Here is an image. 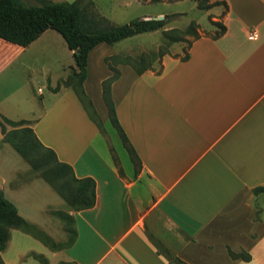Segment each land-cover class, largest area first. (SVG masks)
Listing matches in <instances>:
<instances>
[{
    "label": "crops",
    "instance_id": "0c3cea01",
    "mask_svg": "<svg viewBox=\"0 0 264 264\" xmlns=\"http://www.w3.org/2000/svg\"><path fill=\"white\" fill-rule=\"evenodd\" d=\"M221 1L225 34L194 41L188 60L168 56L161 74L121 67L112 99L141 160L137 175L95 143L100 132L71 89L40 103L29 96L33 116L13 120L30 121L78 178L96 182L93 208L74 211L64 200L58 210L48 208H67L76 232L71 244L55 215L32 221L22 213L56 244L39 255L48 264H264V193L254 192L264 187V0ZM45 33L27 48L0 39V101L8 70H18ZM110 47L100 44L89 60ZM69 75L50 77L49 87ZM109 76L88 88V70L85 91L102 100Z\"/></svg>",
    "mask_w": 264,
    "mask_h": 264
},
{
    "label": "rangeland",
    "instance_id": "374dc122",
    "mask_svg": "<svg viewBox=\"0 0 264 264\" xmlns=\"http://www.w3.org/2000/svg\"><path fill=\"white\" fill-rule=\"evenodd\" d=\"M22 1L27 4H36L39 2V0ZM53 1L73 2L75 0ZM92 1L97 12L108 20L107 23H100V28H105L110 25H123L136 18H159L160 16L173 13H185V15L172 21L159 31L141 34L122 41L111 46L107 51L98 49L97 53H94L88 62V88L99 86L98 78L100 76L112 74L104 62V55L106 57L118 55L121 58L125 56L137 57L151 51L157 52L163 48L164 50L167 49L166 51L170 55L164 56L162 62L168 56L174 60H182L188 53V44L194 41V37L191 35H180V38L184 40L183 42H171L169 39L171 35L168 33L175 29L186 30L192 22H196L200 25V37L213 38L219 30L213 22H219L220 13L226 10L221 0H207L201 4H199V0H160L158 2H154L153 0ZM216 3L218 5H214ZM22 61L23 64L18 70H8L5 89L6 98L2 96L0 101V119L1 116L12 120L32 117L33 115L30 114L31 99L29 96L33 97L38 103L41 102L42 97H50L51 91L48 79L52 77V80L56 81L61 77H66L69 72V76H72V71L75 68L72 52L68 49L64 39L53 30H48L40 41L32 45L24 55ZM113 62L110 61V63ZM153 66V72L156 74H161L164 71V65H162L161 69L157 61H155ZM121 67L122 65L118 66L120 70ZM59 83L61 84V88H65L63 80ZM39 89H42L43 93H40ZM90 92L91 94L88 92L86 94L93 102L102 126L101 131L93 122L100 132L95 143L101 144L105 148V151L107 146L108 155L116 156L118 165H122L124 170L129 174L133 170V166L135 170L137 167L132 162L131 156L125 148L124 138L111 122L103 99L99 100L94 90L90 89ZM5 128L7 131L13 129L8 124H5ZM58 133L61 132L59 131ZM57 142L59 143L58 139ZM0 191H3L6 197L14 202L21 216L22 213H25L34 221L41 218L54 217L55 215L54 218L62 222V229L66 233V241L69 242L73 238V224L68 222L65 216L67 205L64 207V210L55 212V214L49 212L48 208L58 210V202H63V199L38 173L32 171L27 162L11 145L5 142L1 129ZM26 220L32 225L29 219L26 218ZM35 227H28L25 229L27 232L16 229L11 230L7 248L2 253L3 259L8 264H48L39 255L47 257L48 248L54 249L52 247L53 241L52 239L47 241L44 233H40L43 230L36 225ZM35 236H38L40 240Z\"/></svg>",
    "mask_w": 264,
    "mask_h": 264
},
{
    "label": "trees",
    "instance_id": "16d2710c",
    "mask_svg": "<svg viewBox=\"0 0 264 264\" xmlns=\"http://www.w3.org/2000/svg\"><path fill=\"white\" fill-rule=\"evenodd\" d=\"M158 2L160 0H153ZM207 0H199V4ZM219 4V2H217ZM214 5H218V4ZM223 4L227 8L226 2ZM185 13H173L160 16L159 18H136L123 25H110L100 28V23H107V18L100 15L92 0H75L73 2H54L52 0H39L36 4H27L22 0H0V39L22 48L29 47L38 40L46 31L53 30L57 32L65 41L68 49L72 52L75 62V68L72 76L63 80L65 88H71L89 119L94 122L102 131V126L98 114L84 89V82L88 77V61L92 50L100 44L113 46L122 41L134 38L141 34H148L159 31L172 21L182 17ZM218 27V32L211 38L216 40L223 36L226 27L220 22H213ZM200 25L192 22L186 30H171V42H183L180 35H191L194 41L200 39ZM188 44L189 48L192 43ZM167 50V49H166ZM166 50L159 49L157 52L151 51L141 54L137 57L118 55L108 56L104 59L112 74L105 79L102 86V99L113 125L119 130L124 138V145L132 162L136 165V174L138 167L141 166V160L130 145L124 131L122 130L116 112L115 103L112 99V86L121 79L122 72L118 68L120 65L131 67L137 75H142L147 71H154V63L157 61L162 69V60L164 56L170 55ZM189 59V54L182 59ZM110 61H114L110 63ZM61 89V84L55 88L50 87L51 92L57 93ZM5 124L12 126V130L7 131ZM31 122L27 120L13 121L1 116L0 129L7 144L27 162L32 171L49 184L54 191L64 200L67 207L74 211H83L93 208L96 205V182L93 178H78L72 166L61 162L56 152L46 147L37 137L35 131L30 126ZM114 162L118 165L116 156L112 155ZM123 175L122 169L119 168ZM255 193H264V187L254 190ZM70 223L73 220L66 216ZM28 227L36 228L28 223L18 211L17 206L9 200L3 191H0V264H5L2 259V253L7 248L10 240V232L13 229L22 230ZM44 233V232H40ZM47 241L51 238L44 233ZM40 237V235H39ZM76 237L75 230L73 238L68 244H71ZM40 239V238H39ZM53 241V240H52ZM52 247L56 248L54 241ZM241 258L250 261V255L240 254ZM175 264H187L179 258L173 259Z\"/></svg>",
    "mask_w": 264,
    "mask_h": 264
},
{
    "label": "water",
    "instance_id": "95a60500",
    "mask_svg": "<svg viewBox=\"0 0 264 264\" xmlns=\"http://www.w3.org/2000/svg\"><path fill=\"white\" fill-rule=\"evenodd\" d=\"M151 18H153V17H147V18H145V19H151ZM156 19V18H155Z\"/></svg>",
    "mask_w": 264,
    "mask_h": 264
}]
</instances>
